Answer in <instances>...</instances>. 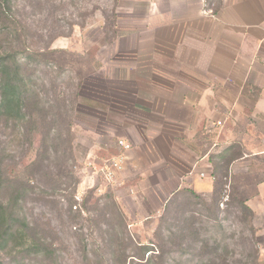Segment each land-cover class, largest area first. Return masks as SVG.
I'll return each mask as SVG.
<instances>
[{"label": "rangeland", "instance_id": "obj_1", "mask_svg": "<svg viewBox=\"0 0 264 264\" xmlns=\"http://www.w3.org/2000/svg\"><path fill=\"white\" fill-rule=\"evenodd\" d=\"M155 1L0 0V83L21 96L4 109L0 91V264H264L228 155L209 194L182 186Z\"/></svg>", "mask_w": 264, "mask_h": 264}, {"label": "crops", "instance_id": "obj_2", "mask_svg": "<svg viewBox=\"0 0 264 264\" xmlns=\"http://www.w3.org/2000/svg\"><path fill=\"white\" fill-rule=\"evenodd\" d=\"M214 13L202 14L198 0H156L146 16L171 78L159 85L184 91L188 171L181 183L196 195L209 194L216 155H228L231 185L245 189V205L264 235V0H217ZM195 133L207 148L200 155L190 144Z\"/></svg>", "mask_w": 264, "mask_h": 264}, {"label": "trees", "instance_id": "obj_3", "mask_svg": "<svg viewBox=\"0 0 264 264\" xmlns=\"http://www.w3.org/2000/svg\"><path fill=\"white\" fill-rule=\"evenodd\" d=\"M4 61V58H0V67L3 69L6 68L5 65L2 64ZM1 106L4 109H11L12 105H16L18 101L21 99V96L19 93L16 92V85H12L10 76L6 75L1 78ZM214 175V174H213ZM245 202V201H244ZM246 210L248 208L246 207ZM3 207L0 205V214H2Z\"/></svg>", "mask_w": 264, "mask_h": 264}, {"label": "built area", "instance_id": "obj_4", "mask_svg": "<svg viewBox=\"0 0 264 264\" xmlns=\"http://www.w3.org/2000/svg\"><path fill=\"white\" fill-rule=\"evenodd\" d=\"M201 4V12L205 16L214 17V4L210 0H198Z\"/></svg>", "mask_w": 264, "mask_h": 264}]
</instances>
